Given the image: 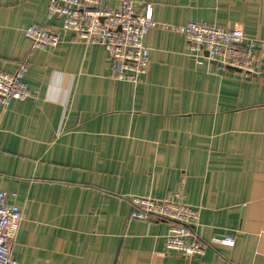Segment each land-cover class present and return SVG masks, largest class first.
<instances>
[{"label":"crops","instance_id":"obj_1","mask_svg":"<svg viewBox=\"0 0 264 264\" xmlns=\"http://www.w3.org/2000/svg\"><path fill=\"white\" fill-rule=\"evenodd\" d=\"M136 1L176 27L146 35L141 83L114 78L107 50L69 31L55 49L33 48L29 25L57 28L50 0H0V70L28 61L34 92L0 106V191L23 213L12 255L20 264H264V52L248 77L197 63L178 30L207 22L264 40V0ZM177 191L200 209L204 255L167 252L170 221L131 216L132 197Z\"/></svg>","mask_w":264,"mask_h":264},{"label":"built area","instance_id":"obj_2","mask_svg":"<svg viewBox=\"0 0 264 264\" xmlns=\"http://www.w3.org/2000/svg\"><path fill=\"white\" fill-rule=\"evenodd\" d=\"M49 20H55L56 29L31 24L25 29L32 47L55 49L61 43L62 31L74 33L87 45H102L112 60V76L118 80L141 83L149 71V49L145 45L148 32L157 26L175 29L174 25L160 23L150 5L140 6L136 0H50ZM178 30L186 39V50L197 63L205 60L224 68L240 70L246 76L256 75L264 40L247 37L240 28H229L207 22H188ZM28 61L20 63L14 72L0 70V106L6 109L13 100L32 97L34 92L26 82ZM131 216L136 219L151 217L170 221L166 234L167 252L189 257L204 255L207 245L202 244L195 232L200 209L184 201L182 193L155 198L132 197ZM21 208L0 191V264H20L12 255L16 234L21 224ZM211 242L232 244V237H213Z\"/></svg>","mask_w":264,"mask_h":264}]
</instances>
